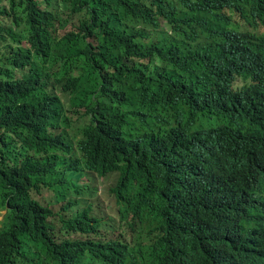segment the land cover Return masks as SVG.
<instances>
[{
	"label": "trees",
	"instance_id": "16d2710c",
	"mask_svg": "<svg viewBox=\"0 0 264 264\" xmlns=\"http://www.w3.org/2000/svg\"><path fill=\"white\" fill-rule=\"evenodd\" d=\"M262 91L264 0H0V264H77L41 195L86 170L141 261L264 264Z\"/></svg>",
	"mask_w": 264,
	"mask_h": 264
},
{
	"label": "clouds",
	"instance_id": "9594fccd",
	"mask_svg": "<svg viewBox=\"0 0 264 264\" xmlns=\"http://www.w3.org/2000/svg\"><path fill=\"white\" fill-rule=\"evenodd\" d=\"M166 23L162 20V24ZM163 27H166L163 25ZM206 39H199L197 43H206ZM259 83V82H258ZM257 83V84H258ZM262 101L261 106L264 108V91H262ZM260 110L256 117L260 115ZM71 134L77 133L76 130L68 128ZM83 176L81 179H73L76 181V186L71 187L68 192L61 196H56L55 189L51 194H43L41 197L48 196L50 198V209L51 213L49 215V221L53 225V233L55 235V241L57 243L65 242L67 249L71 252L74 258L77 260V264H105L104 255L112 251L113 245L117 242H122L128 244L132 250H135V257L125 260L120 264H152L155 260V255L146 252L144 255V261H141L142 252L138 249L137 242L130 232V225L132 223V218H142L146 210L141 205H132L128 207L127 210L122 211L120 205L118 204L114 193L111 191V187L116 182L119 174L111 173L115 175L114 181L110 185L108 192L110 196L115 200L118 206V222L114 225H104L101 219L98 217L90 215L91 206H88L82 210H78L75 213L69 214L68 211L70 207L74 205L72 201L74 198L80 197V200L87 201V195H91L90 191L91 183L98 176L99 173H94L91 171H83ZM83 181L85 186L80 185L79 181ZM128 227V230L124 228ZM65 232L68 236L64 237L62 234ZM106 251V252H105ZM139 257V258H138Z\"/></svg>",
	"mask_w": 264,
	"mask_h": 264
},
{
	"label": "rangeland",
	"instance_id": "374dc122",
	"mask_svg": "<svg viewBox=\"0 0 264 264\" xmlns=\"http://www.w3.org/2000/svg\"><path fill=\"white\" fill-rule=\"evenodd\" d=\"M166 23L163 22L165 26ZM115 175L110 174L107 176H98L92 183L90 187L91 195H87L88 200L75 201L80 200V197L74 198L72 201L74 205L70 207L68 211L69 214L75 213L78 210H82L88 206H91L90 215L98 217L102 220L104 225H114L118 222V206L115 200L110 196L108 189L112 182L114 181ZM80 185L85 186L83 181H79ZM50 192H45V194H51ZM6 210H2L0 212V227L2 226V220L4 219V215ZM126 230L128 227L124 226ZM64 237L68 235L63 232Z\"/></svg>",
	"mask_w": 264,
	"mask_h": 264
}]
</instances>
